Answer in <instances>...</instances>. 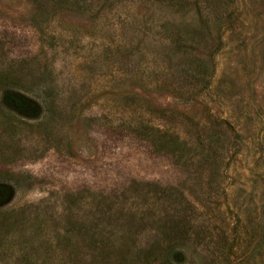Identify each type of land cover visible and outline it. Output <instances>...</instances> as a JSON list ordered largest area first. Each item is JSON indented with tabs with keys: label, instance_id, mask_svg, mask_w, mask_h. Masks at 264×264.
I'll use <instances>...</instances> for the list:
<instances>
[{
	"label": "rangeland",
	"instance_id": "rangeland-1",
	"mask_svg": "<svg viewBox=\"0 0 264 264\" xmlns=\"http://www.w3.org/2000/svg\"><path fill=\"white\" fill-rule=\"evenodd\" d=\"M183 1L0 0V264H264V0Z\"/></svg>",
	"mask_w": 264,
	"mask_h": 264
},
{
	"label": "trees",
	"instance_id": "trees-1",
	"mask_svg": "<svg viewBox=\"0 0 264 264\" xmlns=\"http://www.w3.org/2000/svg\"><path fill=\"white\" fill-rule=\"evenodd\" d=\"M62 1H64V0H59V3H62ZM178 1H181V0H176V2H178ZM183 1V0H182ZM187 2L188 0H184L183 2ZM182 2V3H183ZM207 82H208V80H207ZM157 130H160V128H158ZM153 142H154V144H155V146H156V148L157 149H160L161 147H160V143H158L157 141H154L153 140ZM174 143H176V140H173V142H172V144H174ZM168 150V149H167ZM170 152H172L173 153V150L172 149H170Z\"/></svg>",
	"mask_w": 264,
	"mask_h": 264
}]
</instances>
